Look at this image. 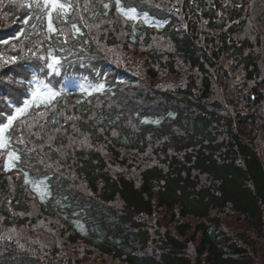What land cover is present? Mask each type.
<instances>
[{
	"label": "trees",
	"instance_id": "1",
	"mask_svg": "<svg viewBox=\"0 0 264 264\" xmlns=\"http://www.w3.org/2000/svg\"><path fill=\"white\" fill-rule=\"evenodd\" d=\"M15 2L0 0V30L24 18L20 30L0 37V50L36 32L24 41L27 76L9 73V52L0 57V264L73 263L58 249L41 257L7 237L10 228L34 230L38 219L55 225L68 243L125 264H264V8L256 18L232 22L250 2L264 6V0H56L62 9L45 0ZM174 4L184 6L186 18ZM119 36L128 54L140 46L147 75L115 60ZM39 38L50 57H61L64 78L72 81L52 98L38 81L37 58L32 66ZM181 67L193 82L174 91L153 86L160 72L173 75ZM5 80L24 88L10 90ZM75 97L80 129L62 126L55 111L49 118L56 130L41 128L23 140L25 121L44 122V109L67 107ZM18 108L24 111L17 114ZM42 133L56 135V147L47 150L57 164L42 162L33 150ZM111 155L122 165L144 157L160 162L142 164L138 185L112 173ZM160 207L171 210L180 237L159 232L161 243L151 252L143 218ZM224 213L239 227L226 224Z\"/></svg>",
	"mask_w": 264,
	"mask_h": 264
},
{
	"label": "rangeland",
	"instance_id": "2",
	"mask_svg": "<svg viewBox=\"0 0 264 264\" xmlns=\"http://www.w3.org/2000/svg\"><path fill=\"white\" fill-rule=\"evenodd\" d=\"M263 2H258L257 5H255L254 9V17L259 16V14L262 12L264 6L262 4ZM259 18V17H258ZM120 44L119 46H116L115 50L116 53L112 54L115 58V60L124 66H127L131 69H133L135 72H139L140 75L145 76L147 75L148 69V63L146 62L144 57V54L139 55V53L142 51V49L139 48L134 53L128 54L125 50V45L122 43V38L119 36ZM97 46L103 47L105 45V40L102 41H96ZM158 79L153 80V86L164 89V90H177L180 87H185L187 84L193 82L191 81V72L186 67L179 68V71L176 74H170L167 75L163 71L159 73ZM191 81V82H190ZM142 85H137V90ZM52 93L50 92V95ZM159 100H157L158 103ZM156 103V104H157ZM155 104V105H156ZM154 105V104H153ZM50 132H47V134ZM74 135L75 132H72ZM46 135V134H45ZM44 136V135H43ZM41 138L42 143H39L37 146L33 147V150L37 149V154L40 157L41 161L46 164H57V160L53 159V156L51 154V151L47 150V147H56L54 145V140H56L55 134H49L46 136V138H43L41 136H38ZM1 143L4 142V138ZM61 152V154H60ZM59 155H61V159L65 160L67 158V153L63 151L62 149H59ZM109 159L108 162H110V169L112 173L115 176L125 175L132 179H134L138 185H140L141 182V170H142V164H148L147 166H152L153 164H158L160 159L152 157H144L143 159H137L135 160H127L126 164H134V165H122L119 160H116V158L111 155V157L107 156ZM158 160V162H157ZM140 166V168H139ZM14 181H10V186H14ZM211 182V180H209ZM1 184V182H0ZM9 186V187H10ZM79 188L87 193V187L84 186V184L80 183ZM11 189V188H10ZM157 195L155 194V197ZM166 207H160L156 211V214L154 216L147 217L145 216L143 218V221L146 223L148 228H150L153 240L151 242L150 251L154 252L156 249L159 248V244L161 243V234L159 232H165L166 230H170V232L177 237H180L179 231H178V223L172 216L171 210L164 209ZM178 209V208H177ZM179 210V209H178ZM34 216H36V210L33 209ZM1 216V215H0ZM222 217L225 220L226 224H229L231 227L234 224V217L230 213H224L222 214ZM179 218V217H177ZM176 218V219H177ZM38 223L36 224L37 227H35L34 230H20L18 228H10L9 231L6 233L7 237L11 238L14 241H17V238L19 239L18 244L20 247L24 250L33 251L36 252L39 256L45 257L44 251H48L51 248L58 249L56 250L57 253H60V258H65L68 262L72 261L71 264H125L123 260H119L117 258L113 259L112 257L108 256H102L98 251L94 250L95 252H91L90 249H88L83 244L80 245V247H76L73 244L68 243V241L65 238H60L58 233L59 229L56 228L55 225L46 224L41 219L37 220ZM187 221L190 223H193L195 225V219L194 218H187ZM3 220L0 219V223H2ZM35 224L32 226L34 227ZM236 228L239 227L238 224H234ZM244 227V225H242ZM32 232L34 235H30L29 233ZM193 234V230L189 231L185 237H190ZM16 237V238H13ZM81 243V242H80ZM193 244L196 246V242L193 241ZM33 246V248H41L42 251L39 250H32L30 249ZM54 252V251H52Z\"/></svg>",
	"mask_w": 264,
	"mask_h": 264
},
{
	"label": "snow or ice",
	"instance_id": "3",
	"mask_svg": "<svg viewBox=\"0 0 264 264\" xmlns=\"http://www.w3.org/2000/svg\"><path fill=\"white\" fill-rule=\"evenodd\" d=\"M49 2H51V6H52L53 8H61V9H62V8L65 7L64 4L57 3L56 0H45V3H46V4H48ZM117 3H119V0H117ZM105 7H107V5H105ZM121 11L123 12L124 10L121 9ZM131 11L134 12L135 10L133 9V10H131ZM50 27H51V25H50ZM53 30H54V29H53ZM49 67H52V65H49ZM33 95L35 96V93H34ZM53 95H54V94H53ZM25 107H27V104L25 105ZM16 111H17V114H20V113H22V112L24 111V109H22V108H18ZM15 118H16L15 116L10 117V118L8 119L7 124H5V125L3 126V128H4V129L8 128V127L12 124V122H13V120H14ZM0 131H3V129H0ZM16 158L19 159V157H16Z\"/></svg>",
	"mask_w": 264,
	"mask_h": 264
},
{
	"label": "bare ground",
	"instance_id": "4",
	"mask_svg": "<svg viewBox=\"0 0 264 264\" xmlns=\"http://www.w3.org/2000/svg\"><path fill=\"white\" fill-rule=\"evenodd\" d=\"M180 209V208H179ZM173 216V215H172ZM184 220H186V219H182L181 221H184Z\"/></svg>",
	"mask_w": 264,
	"mask_h": 264
}]
</instances>
